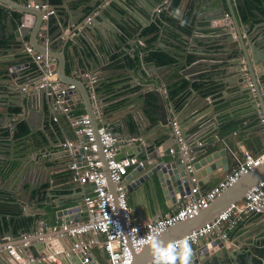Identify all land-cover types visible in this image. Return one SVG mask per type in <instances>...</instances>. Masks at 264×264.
Segmentation results:
<instances>
[{
  "label": "crops",
  "instance_id": "obj_1",
  "mask_svg": "<svg viewBox=\"0 0 264 264\" xmlns=\"http://www.w3.org/2000/svg\"><path fill=\"white\" fill-rule=\"evenodd\" d=\"M12 1L20 3L22 6L21 8L26 9V4H28L30 0L27 2L23 0ZM12 1L10 0L8 4L0 0V2L5 5L0 6L4 9L0 12V16L2 23H4L5 16L12 15L15 28H18L21 25L20 18L22 14L25 16V13L18 9V6ZM88 1L94 2L95 0H62L54 5L57 11H62L65 16L73 17L77 15V17H81L82 15L76 13ZM175 1V9L171 11L170 7ZM247 1L252 5L251 9L248 8V3H244V0H159V4L151 9V11L142 9L146 16L141 15L136 9L134 11L129 9L143 22V24H137L135 28L137 34L141 32L142 39L133 41L132 35L122 34L121 37L123 41L127 40V43L133 42L134 44L127 52L123 50V46H119L117 50L106 49L105 46L101 47L100 53H105L107 62L104 63L103 66H100V62H97L99 69H97L95 74L103 71L108 74L107 78L102 81V83H104L102 87L104 88L98 90L103 93L100 103L102 104V100L106 102L107 105H104L109 117L105 116L100 118L98 112L101 114L102 109L98 108L96 115L93 114V125L95 126L97 123L99 125H104L102 120H108L109 126L114 127L117 132L120 131V129H122V120L124 119L132 123V117L136 114L139 106L141 107L142 100L144 99L146 105L144 106L143 104V108L149 120H151V123L148 124L143 120L145 125L143 133L139 136L132 137V142L134 143L130 149L131 155L137 156L133 152H137L140 145L146 150V145L157 143L159 145L158 148L153 149V147H149L150 149H148V151H144L145 154L149 152V155H151V157H148L145 164L153 167V164L157 160H163L165 158L167 160H173L178 158L183 153L180 150V144L174 133L173 121H176V119L171 118V108L167 107L169 111V122L159 123L155 114L156 110L153 107L154 103H149V99H147V96L151 93L156 99V102H158L151 87L145 89L144 94L141 93L142 85L148 82L147 77L150 78L149 80H152L154 78L157 79L158 75H161L167 81L170 96L171 90L182 85L184 81L189 84L184 89H181L177 95V99L173 96L171 97L177 110H182L184 113L186 119L185 130L188 137H184L182 132L181 135L184 137L189 149L197 155V158H194L193 162L198 161L213 151L227 148L231 152L230 154H233V159L230 160V167L231 170H233L238 160L237 156L234 157L235 152L241 154V156L238 154V158L240 157L239 160L242 157L241 145L254 153L262 151L264 149V123L260 120L262 113H255L256 111L261 112L259 100L256 99L255 96L254 99L251 98V91L247 90L242 92L236 85H227V82L232 80L233 76L222 74L224 67L217 65L223 63L225 60L223 57L225 53L223 52L222 38L224 33L222 31V26L231 24L232 22V25H234L232 27L238 28L241 24V29L252 38L260 31L264 34V0H253L254 2L252 0ZM49 2L50 1L47 0L44 3ZM97 4L100 5V2H97ZM129 4H131V1ZM119 9L122 13H126V10L122 8ZM222 9H224L225 17L219 14ZM87 11L88 15L85 18L83 17L84 20L82 19L85 22H88L90 17L94 19V14H96L94 12L92 13V8L88 7ZM154 13L160 15V18L154 20ZM259 13L262 14L263 17H261ZM226 14H229L230 17H227ZM107 15L109 18L106 20L110 27L117 30L116 23L119 22V26L122 29H126L122 21H117L109 13ZM57 16L58 15L52 16V24L55 25H51L49 31L46 25L42 27L40 31V35L43 38V41L41 40L40 43L44 42L42 46L38 43L39 40L34 38L36 22H31L30 25L27 24V26H25V45L33 47L37 53L44 55L47 59H49V57L43 54L42 51H38L36 47L46 50V47L50 48L51 44L56 45V41L61 37L67 38L73 35L71 31L67 29L63 31L62 35L58 36V31L61 28L58 27L60 22ZM233 16H236V20H233ZM126 17L130 18L129 15ZM148 17H150V19H148ZM5 26L4 24V27ZM151 26H153L154 29L150 30ZM258 26H260L261 29L258 28ZM8 29L10 30L11 28L8 26ZM1 30L0 27V31ZM50 33L53 34L52 43H48L46 38ZM116 33L117 31H115V34ZM87 36L90 41L96 45L94 42L95 38L91 33H88ZM185 36H188L190 42L184 39ZM259 38H261V36ZM72 43V40H69L66 44L58 46L57 49H49V52L55 56L50 62L60 67V64L64 63V55L66 56V73L63 72L64 68H62L63 73L61 72L60 74L58 71L55 73L62 83L76 84L77 87H79L77 93L73 94L75 101V108H72L73 111L76 114H89L87 108L90 104L88 103L86 89L91 86L89 83L90 79L85 76L86 73L80 74L77 77L73 75L74 55L71 52ZM78 52L82 54V51ZM154 52L168 54L174 58L173 63H159L157 59L151 55V53ZM100 53L99 55L102 59ZM199 55L203 56V58H200L198 61L209 62L211 66L205 67L204 64L200 67H196L195 64L197 63L196 61L194 63V60L195 56ZM127 58L135 64L133 66L129 65V63H127ZM4 59L5 57L0 55V62L4 61ZM27 59L32 63V66L24 65L25 67L22 69L28 75L36 70V66L34 62H32L33 58H31V60L25 55L17 56V60L23 64L27 63ZM76 59H78V57ZM102 61L104 60L102 59ZM2 64H6V62H2ZM79 64L81 67L87 66L85 59L79 60ZM161 66L164 67L163 70H161ZM6 76L7 75L0 70V77ZM6 81H3L5 84L0 85V99L2 98L3 92H7L8 90ZM192 82L203 83L204 90L193 89L191 86ZM262 82L264 83V75L262 76ZM24 84L27 85L25 82ZM31 90L33 91L34 87H32ZM162 91L167 103L168 93L164 85L162 86ZM198 93H200V95H198ZM183 95L187 97L185 101L178 106L177 101L182 98ZM185 105L188 106L186 109ZM32 108H42L40 97L37 98V101L33 99ZM209 110L213 111L212 117L205 115ZM8 111L9 109L7 106H0V128H4L9 124L8 117H2V114ZM25 113L26 111L20 115L21 117H17V119H23L22 117H25ZM30 116L33 119L32 124L35 127V133L32 135L33 137L27 134L18 137L17 134L20 133H16L14 127L11 128L10 131L5 128L3 131L4 133H2L5 139L11 136L14 139V152L19 160L17 159L13 162L9 160L11 166L0 171L1 194H6L7 192L11 196H14L15 192L19 190L18 195L23 196V205L17 202L15 203L18 204L20 208H23V214L25 216L35 218L32 224L34 232L42 225L51 226L60 224L62 221H71L77 218L84 219L86 217L84 206L76 209V211L67 216H63L62 218L58 217L56 211L60 209L58 206L59 202H57V199L51 196L50 193L51 189H53L61 198V202H69V204H67V207H69L74 206V204L71 203L73 199L82 198L84 190V188L77 183H67L65 184V186L68 187L66 188V190H68L67 193L59 194V190L65 188V186L62 185L61 188L57 183L60 184L62 180L67 179L69 173L65 167L61 166H65V164L71 160L69 154H64L67 151L60 146V143L74 136L65 115L61 111H57L45 118L42 117L38 110H30ZM55 117H57V119H55ZM23 120L29 125L28 121L25 119ZM194 121L199 122V125L194 126ZM16 122L17 121L14 120L12 125ZM19 124L20 122L18 123V127ZM223 124L226 126L233 124L235 127L231 125V130L228 131L227 134L221 135L220 129ZM131 132H135L134 127L131 129ZM39 134H42V136L51 135L52 137L49 139L50 148L41 152L37 151V144L32 139L34 137L36 138ZM48 138L49 137H47V140ZM200 142H202V145H200ZM40 146L45 147L46 143H41ZM172 146L176 148L175 155L169 152V148ZM53 152H55V155L50 157V154ZM140 154H142V150H140ZM155 155L157 158L154 157ZM5 156H10L9 150H7L4 157ZM42 156H46L45 162L46 165H48V167L45 165L42 167L45 176L42 186L38 185L34 187L31 183L36 182L34 181L35 179L30 180L26 175L22 176L21 172H19L18 175H16L17 173H12L13 169L19 166L22 161L29 159V161L36 162L38 159H42ZM224 176L223 165L213 162L211 164L207 163V165L203 166L201 170L197 171L192 177L197 178V183L200 185L202 192H205L217 184ZM155 177L157 178V176ZM192 177L190 183H192ZM134 182L131 189L128 190V193L129 201L133 209V217L137 221H149L156 217L163 216L175 209L181 201V197L175 192L173 195L167 193L168 197H166L159 185L157 189H151L147 182L139 183L138 178L135 179ZM1 194L0 202L3 203L5 202V196ZM1 205L0 207L3 209L7 208L5 204ZM10 219V215L0 213V247L5 246V249H0V253H2L0 254V264H18L9 253H5L4 250L7 251V245L21 244L22 233L29 232V228H31H20L17 232H14L13 224L11 225V223H9ZM1 229L11 230L12 235L5 231H3L4 233L2 234ZM210 239L211 238L208 240L211 241ZM64 240L67 245H70L72 238L65 236ZM33 241L35 242V240ZM228 241L229 247L226 246V250H223L222 247L215 246L212 248V252L222 256L219 258H223L227 251L229 252L232 249L239 248V246H248L249 249L253 250L255 247H258L264 250V213L255 214L244 223H241L237 229L230 233ZM94 251L99 261L105 262L106 258L103 250L100 247H96ZM23 253L25 259H30L34 253L39 256V251L34 245H31V250H24ZM184 253V250H178L170 254L165 258L163 264H179ZM198 260L197 264H203L204 260H202L201 257Z\"/></svg>",
  "mask_w": 264,
  "mask_h": 264
},
{
  "label": "water",
  "instance_id": "obj_2",
  "mask_svg": "<svg viewBox=\"0 0 264 264\" xmlns=\"http://www.w3.org/2000/svg\"><path fill=\"white\" fill-rule=\"evenodd\" d=\"M2 1L8 3L10 0ZM33 1L34 3L42 4L47 0ZM130 1L131 4H129ZM12 2L16 4V6H18V9L25 13V16L21 13V25L18 28H15L14 19L12 15L5 16L4 23H2V19L0 16V27L2 29L0 31V55L5 57L4 61L0 62V70L5 75H7L6 77H0V85L5 84L3 81L7 80L6 86L8 88L7 92H3V99H0V106H7V108L9 109L8 112L2 114V117H8L9 124L4 128H0V171L4 168L7 169L11 166L9 160L13 162L18 159L14 152V139L12 138V136L5 139L2 134L4 129L6 128L10 131V129L14 127L15 132L20 133L18 123L24 121L23 119H25L29 122L30 125V133L27 135L32 136L35 133V127L32 124L33 119L30 116V110H38L41 113L42 117L45 118L49 117L52 113L49 107V99L46 96L45 89L40 87L37 88L36 83L41 79L44 70L47 69L48 66L54 72L58 71L60 72V74L62 72V68H64L63 72L66 73L67 58L64 55V63H61L60 67L58 65L55 66L50 63V61H52V58L55 56L49 52V49H57L58 46H62L69 42V40H72L73 43L71 47V52L74 55L72 72L73 75L77 77L80 74H85L88 72L90 76H96V81L91 86L88 85L89 88L86 89V94L88 95V103L90 104V106L87 108V111L89 112L88 115L90 116L93 123V114L96 115V113L98 112V108H101V114L98 112L99 117H109V115L106 113V107L104 105L106 104V102L102 100V104L100 103L103 93L98 90L100 88H104L102 87V85L104 84L102 83V81L103 79L107 78L108 74L104 71L95 74L97 69H99V67L97 66V62H100V66H103V64L107 62L105 58V53H100V49L102 46H105L106 49L117 50L119 46H123L124 51H129L134 44L133 42L127 43V40L123 41L121 37L122 34L125 33L128 35H132L133 41L140 40L142 39L141 32L137 34L135 28L137 27V24H143L142 20L136 17L135 14H133L129 9L133 11L136 9L141 15L146 16L142 9H148L149 11H151V9H153L154 7H156L157 4H159V0H95L94 2L88 1L76 13L82 15L81 17H77V15L73 17L65 16L62 11L58 10L57 17L60 22L58 24V27L61 28L58 31V36L62 35L63 31L67 29H69L71 31V34L73 35L67 38L61 37L59 40L56 41V45L51 44L50 48L46 47V50L36 47L38 51H42L43 54L47 55L50 60H43L39 63H34L36 66V70L27 75V73H25L22 68L25 67L24 65L32 66V63L26 61L27 63L23 64L19 60H17L18 55L27 56L28 54L25 45V26H27V24L30 25L31 22H36V32H34V38L38 39V43L42 46L44 42L40 43L41 40L43 41V38L40 35V31L42 30V27L44 25L47 26L49 31L52 23V17H50L48 20H45L43 18V12L40 9L30 6L29 3L26 4V9H22L20 3L14 1ZM97 2H100V5H98ZM49 4L52 3L49 2ZM88 7L92 8V13L94 12L96 14H94V19L90 17L88 19V22H85L83 21V17L85 18L88 15ZM119 8L126 10V13H122ZM108 13L117 21H122V24L125 26L126 29H122L119 26V22L116 23L117 30H115L113 27H110L106 20L109 18V16L107 15ZM219 14L225 17L224 9H222ZM125 15H129L130 18L126 17ZM259 15L263 17L262 14L259 13ZM157 18H160V15L154 13L153 19L157 20ZM148 19H150V17H148ZM233 20H236V16H233ZM4 24L6 25L5 27ZM8 26L9 28H11L10 30L8 29ZM232 26H234L232 25V22L231 24H226L222 26V31L224 33L222 38L223 52L225 53L223 57L225 60L223 63H219L217 65L224 67V71L222 74H228L230 76H233L232 80H229L227 82V85H236L238 86V89L242 92L247 90L251 91V98L254 99L255 96V98L259 100L261 107V112L256 111L255 113H262V115H264V83L262 82V76L264 75V34L260 31L254 38H252L248 35V33L241 29V24L238 26V28ZM258 28L261 29L260 26H258ZM115 31H117L116 34ZM88 33H91V35L95 38L94 42L96 43V45L90 41L87 36ZM260 36L261 38H259ZM46 38L48 40V43H52L53 34L50 33V35H48ZM184 39L190 42L188 36H185ZM122 44L128 46H124ZM78 51H82V54H79ZM99 53L102 55V59L104 61H102ZM77 57L78 59H76ZM200 58H203V56H195L194 63L196 61V67H200L204 64L205 67L211 66V63L209 62H203L201 60L198 61ZM81 59H85L87 66H80L79 60ZM2 62H6V64H2ZM47 62H49V64H47ZM161 67V70H163L164 67ZM147 79L148 82L145 85H142L143 87L141 88V93L144 94V90L151 87L158 101L153 104V107L156 110L155 114L158 122H169V111L167 108L169 107L172 110L171 118L176 119V121L181 127V132L183 136L188 137V134L185 130L186 119L184 113L182 112V110H177V108L175 107L174 101H172L173 99L169 94V87L166 79L163 78L161 75H158L157 79L154 78L152 80H149L150 78L148 77ZM24 82L27 83V85H25ZM250 82L253 83V88L255 89V92L252 90V87L249 86ZM163 85L168 93L167 103L165 101L166 98L162 91ZM74 86L75 87L73 89L69 90V93L67 95L68 103L72 106V108H75L73 94L77 93L79 89L76 84ZM24 87L26 89H24ZM32 87H34L33 91L31 90ZM198 95H200V93H198ZM38 97H40L42 108H32L33 99H36L37 101ZM143 104L144 106L146 105L144 99L142 100V108L139 106L140 110L138 109L136 114L133 115L132 123H129V121H125L124 119L122 120L123 122L121 123V126L123 131L122 129H120V131L118 132L115 131L114 127L109 126L108 120H102V123L110 129L114 136L119 139H125L130 141L129 144H127L119 151L117 155V158L119 159L128 154H132L130 152V149L132 148L134 142H131V139L132 137L139 136L143 133V128L145 127L143 120L148 124L151 123V120H149L147 114L144 111ZM187 107L188 106L185 105V109ZM25 111V117H22L23 119H17V117H21L20 115L23 114ZM212 114L213 111L209 110L208 112H206L205 115H207L208 117H212ZM14 120H16L17 122L12 125ZM193 123L194 126L199 125V122L194 121ZM98 126L99 124L97 123L94 127L98 128ZM133 127L135 129L134 133L131 132V129ZM46 136L49 137L48 140ZM46 136H42V134H39L36 138H32L33 141L37 144L38 152L50 148L51 145L49 144V139H51L52 137L51 135ZM44 142L46 143V146H40L41 143L44 144ZM135 145L137 146L136 143ZM149 147H153V149H156L159 147V145L157 143H154L153 145H146V150H144L143 146L140 145L137 149V152L133 153L136 154L141 160H147L148 157H151V155H149V152L148 154H145L144 151H148V149H150ZM7 150L10 151V156L4 157L5 153H7ZM140 150H142V154H140ZM79 152L83 153V151L80 149L75 151V153ZM230 153L231 152L229 151V149L222 148L213 151L210 154H207L205 157L199 159L198 161L193 162L194 158H197V155L195 154V152L192 151L189 155L182 154L178 158L173 160H167L166 158L163 160H157L153 164V167L149 166L148 164H145L147 162L145 161L144 165L133 168L126 176L127 188L128 190H130L131 186L135 183V179L138 178L139 183L147 182L151 189H157V186L159 185L166 197H168L167 193H169V195H173L174 192L178 193L179 196H181L182 193L189 190L191 184V177L194 176L197 171L201 170L203 166L207 165V163L211 164L215 162L220 165H223L225 176L221 179L225 178L226 175H228L232 171L230 167V160L233 159V154L231 155ZM64 154L68 155V152ZM54 155L55 152L51 153L50 157ZM154 157L157 158L156 155ZM234 157H236V154H234ZM45 161L46 156H42V159H38L36 162L29 161V159H27L25 161H22L19 166L14 168L12 173H17L16 175H18V173L21 172L22 176L26 175L30 180L35 179L34 181L36 182L31 183L34 187L38 185L42 186L45 177L42 167L44 165L48 167ZM71 161L72 160H69L65 164V166L61 167H65V169H67ZM155 176H157V178ZM261 179H264V163L253 168L246 174L242 175L237 182H235L230 187L224 189L210 203L207 208L201 209L196 216L180 221L168 227L155 240H153L150 244L146 245L143 250L136 255L133 264H145L161 246L170 243L175 239L181 238L182 236L191 232L193 229L199 228L205 223L214 220L222 211H224L232 203L243 199L246 196V193ZM83 187L86 191H89L91 187H93V184H86ZM18 193L19 190L15 192L13 199L15 200V202L23 205V196H19ZM50 193L51 196L56 198L57 202H59L58 206L60 207V209L56 211L58 217L62 218L63 216H67L76 211V209H79L80 206L82 207L81 198L73 199L71 203L74 204V206L67 207V204H69V202H61V198L53 189H51ZM21 209L23 212V208ZM3 231L12 235L11 230L8 231L6 229H1L2 234L4 233ZM33 231L34 229L32 225L31 228H29V232L33 233ZM207 240L208 239H202V242L193 253L189 255H183V258L181 259L182 264H197L199 261L198 259L200 257L202 260H204L203 264H209L211 260L222 257L219 256L217 253L212 252L213 247H222L223 250L227 249L226 246L229 247V241L216 239L211 240L209 242ZM34 245L37 249H43L45 246V244H43L42 242H40V244L37 242ZM0 249H5V246H1ZM184 249L186 250V248ZM4 251L5 253L8 252V250ZM228 255L233 259L235 264H253V256L250 252V249L248 248L239 246V248L232 249L229 252L227 251L225 257H228ZM222 259H224V257ZM71 260L74 262V264H81L77 256H73ZM65 261L66 260H64V262Z\"/></svg>",
  "mask_w": 264,
  "mask_h": 264
},
{
  "label": "built area",
  "instance_id": "obj_3",
  "mask_svg": "<svg viewBox=\"0 0 264 264\" xmlns=\"http://www.w3.org/2000/svg\"><path fill=\"white\" fill-rule=\"evenodd\" d=\"M29 5L40 9L45 20L57 15L54 4H39L30 0ZM0 6L5 5L0 2ZM226 16L230 17L229 14ZM26 50L37 63L45 58L29 45ZM85 76L90 79V85L96 81L95 75L86 73ZM36 86L45 89L51 112L61 111L74 134L72 138L60 143L72 161L66 169L69 172L67 179L57 185L62 187L67 183H77L82 188L86 184H93V187L89 191L84 189L82 193L81 204L86 212L84 219L77 218L51 226H39L33 233H22L21 244L6 246L9 255L18 264H74L71 260L73 256H77L81 264H133L136 255L168 227L193 218L242 175L264 163V149L254 153L241 145V159L239 160L237 155L239 152H235L238 159L236 167L217 184L202 192L197 178L192 177L189 190L181 194V201L175 209L149 221H137L133 217L129 201L126 176L133 168L144 165L146 159L141 160L131 154L117 158L119 151L130 141L117 138L105 125L94 127L88 114H76L67 98L69 90L75 87L74 84L62 83L49 66ZM249 86L255 92L252 82ZM260 120L264 123V115ZM173 129L181 152L189 155L192 151L181 135L177 121H173ZM79 149L83 153H75ZM169 152L175 155L176 148L170 147ZM260 213H264V179L258 181L243 199L232 203L214 220L161 246L145 264H163L167 256L184 248V255H189L198 248L202 239L228 241L233 230ZM65 236L72 238L70 245L65 243ZM37 242L45 244L43 249H38L39 256L34 253L30 259H25L23 251L31 250V245ZM96 247L103 250L105 262L99 261L94 251Z\"/></svg>",
  "mask_w": 264,
  "mask_h": 264
},
{
  "label": "trees",
  "instance_id": "obj_4",
  "mask_svg": "<svg viewBox=\"0 0 264 264\" xmlns=\"http://www.w3.org/2000/svg\"><path fill=\"white\" fill-rule=\"evenodd\" d=\"M23 1L27 2L28 0H23ZM49 1L52 4H57V3L61 2L62 0H49ZM244 3H248V1L244 0ZM248 4H249L248 8L251 9L252 5H250V3H248ZM175 6H176V1L173 2V4L170 7V10L173 11L175 9ZM3 10L4 9L2 7H0V12H2ZM51 25H55V24L51 23ZM181 26H183V25H181ZM152 29H154L153 26H151L150 30H152ZM151 55H152V57H155V59H157V61L159 63H162V64H171L174 61L173 57H171L168 54L163 53V52H154V53H151ZM127 63H129V65H131V66H133L135 64L134 62H131L129 58H127ZM188 85H189L188 82L184 81L182 85L175 88L174 90H171V96H173L177 99V97H178L177 95L179 94L181 89H184ZM191 86L193 89H197V90H201L204 87L203 83H200V82L199 83L198 82H192ZM186 97H187L186 95H183L182 98L178 99V101H177L178 106H180L185 101ZM147 99H149V103H156V99L154 98L153 95H151V93H149V95L147 96ZM231 125L233 127H235V125H233V124H231ZM231 125H227V126L225 124L221 125L220 134L221 135L227 134V132L231 130ZM19 129H20V134H17L18 137H22V136H24L30 132V127L25 121L20 122ZM66 188H68V187L65 186V188L60 189L59 194L67 193L68 190H66ZM0 194H1V192H0ZM1 195L5 196L4 197L5 202H3V203L0 202V205L5 204L7 208L3 209L2 207H0V213H6V214L10 215L11 219H10L9 223H11V225L13 224V226H14L13 231L17 232L20 228L21 229H28L29 227H31V225L34 223L35 218L31 217V216H25L22 212V209L18 206V204L15 203L13 196L8 194L7 192H6V194L3 193Z\"/></svg>",
  "mask_w": 264,
  "mask_h": 264
},
{
  "label": "flooded vegetation",
  "instance_id": "obj_5",
  "mask_svg": "<svg viewBox=\"0 0 264 264\" xmlns=\"http://www.w3.org/2000/svg\"><path fill=\"white\" fill-rule=\"evenodd\" d=\"M4 133V132H3ZM245 248H248L246 246ZM250 252L253 256V264H264V250L258 247H255L254 250L250 249ZM209 264H235L233 259L228 255V257L222 258H217L214 260H211Z\"/></svg>",
  "mask_w": 264,
  "mask_h": 264
},
{
  "label": "clouds",
  "instance_id": "obj_6",
  "mask_svg": "<svg viewBox=\"0 0 264 264\" xmlns=\"http://www.w3.org/2000/svg\"><path fill=\"white\" fill-rule=\"evenodd\" d=\"M26 47H27V46H26ZM26 51H27V50H26ZM43 56H44V55H43ZM27 57L30 58V59L32 58V57L29 55V53L27 54ZM28 60H29V59H27V61H28ZM31 60H32V59H31ZM44 60L48 61L47 58H44ZM49 60H50V59H49ZM42 61H43V60H42ZM29 62H30V61H29ZM32 62L37 63V62H35V61H33V60H32ZM40 62H41V61H40ZM50 63H51V62H50Z\"/></svg>",
  "mask_w": 264,
  "mask_h": 264
}]
</instances>
